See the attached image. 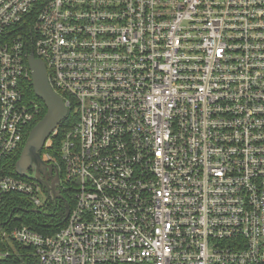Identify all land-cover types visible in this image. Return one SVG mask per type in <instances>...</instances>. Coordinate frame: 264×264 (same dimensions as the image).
<instances>
[{
  "label": "built area",
  "instance_id": "built-area-1",
  "mask_svg": "<svg viewBox=\"0 0 264 264\" xmlns=\"http://www.w3.org/2000/svg\"><path fill=\"white\" fill-rule=\"evenodd\" d=\"M31 55L78 115L42 150L74 199L51 235L7 218L54 200L6 168ZM0 264H264V0H0Z\"/></svg>",
  "mask_w": 264,
  "mask_h": 264
},
{
  "label": "water",
  "instance_id": "water-1",
  "mask_svg": "<svg viewBox=\"0 0 264 264\" xmlns=\"http://www.w3.org/2000/svg\"><path fill=\"white\" fill-rule=\"evenodd\" d=\"M29 66L32 71V86L38 98L44 101L47 112L44 117L31 129L20 157L16 163L15 171L21 176H28L29 169L37 164L45 163L42 156L46 141L51 137L54 130L63 122L68 114L69 108L64 98L52 87L45 62L42 59L31 55ZM52 170H56L51 165ZM35 173V172H34ZM38 181L44 182L38 173H35ZM49 192H52L57 199H62L66 206V218L70 213V203L56 190L54 183L44 182ZM39 210H34L37 212Z\"/></svg>",
  "mask_w": 264,
  "mask_h": 264
},
{
  "label": "trees",
  "instance_id": "trees-1",
  "mask_svg": "<svg viewBox=\"0 0 264 264\" xmlns=\"http://www.w3.org/2000/svg\"><path fill=\"white\" fill-rule=\"evenodd\" d=\"M26 95L29 99L38 102L41 106V114L37 121L31 126L33 128L46 114L47 108L43 100L38 98L34 92V88L32 86V81L27 83L26 87ZM78 121V115L74 112L73 107L71 106L70 112L67 118L61 122L58 134L54 136L52 139V145L48 148V152L57 159L61 160V143L65 135L69 130H71ZM23 149H21L17 154L11 157L7 161V172H14L16 163L20 157V154ZM46 150L43 152L45 153ZM66 200L69 201L71 205L74 204V199L71 193L64 192L61 190L60 192ZM10 200L7 203V218L13 214L14 217L18 216L19 221L14 222L11 226L16 224L25 223L31 226L34 230L42 233V234H54L57 232L62 226H64L67 222L66 220V206L62 199H58L59 202L56 204L53 200V204L50 210H39L37 212L33 211V207L28 204L24 197L20 194H11L9 195ZM10 226V227H11Z\"/></svg>",
  "mask_w": 264,
  "mask_h": 264
},
{
  "label": "flooded vegetation",
  "instance_id": "flooded-vegetation-1",
  "mask_svg": "<svg viewBox=\"0 0 264 264\" xmlns=\"http://www.w3.org/2000/svg\"><path fill=\"white\" fill-rule=\"evenodd\" d=\"M29 172L38 173L44 182H47L48 184L54 183L56 190H58L59 192L61 191L60 174L57 172V170H52L50 163L45 161V163L41 164V165L35 164L29 169ZM44 182H41V183L45 187ZM54 201L56 204L59 202V200L56 198V196H54Z\"/></svg>",
  "mask_w": 264,
  "mask_h": 264
},
{
  "label": "rangeland",
  "instance_id": "rangeland-1",
  "mask_svg": "<svg viewBox=\"0 0 264 264\" xmlns=\"http://www.w3.org/2000/svg\"><path fill=\"white\" fill-rule=\"evenodd\" d=\"M43 156H45V153L43 152ZM41 197L43 198V199H45L46 198V195L43 193L42 195H41Z\"/></svg>",
  "mask_w": 264,
  "mask_h": 264
}]
</instances>
